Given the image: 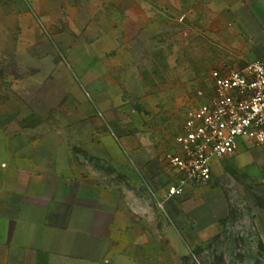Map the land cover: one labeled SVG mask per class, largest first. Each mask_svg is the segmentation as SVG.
Here are the masks:
<instances>
[{
	"label": "rangeland",
	"instance_id": "1",
	"mask_svg": "<svg viewBox=\"0 0 264 264\" xmlns=\"http://www.w3.org/2000/svg\"><path fill=\"white\" fill-rule=\"evenodd\" d=\"M250 1L0 0V137L17 136L20 121H38L37 133L56 132L59 152L72 151L61 144L66 138L75 142L102 133L129 136L141 152L160 158L179 152L177 137L189 111L211 99L222 75L247 64L217 63L238 49L234 35L225 42V32L215 33V26ZM118 43L131 74L123 83L137 96L124 97L121 105L103 96L98 104L86 84L103 71L100 49ZM104 52V57L118 54ZM199 89L204 96H198ZM263 156L264 142L245 136L234 155L215 161L210 181L192 183L179 197L162 201L170 220L199 222L207 239L189 235L165 249L154 234L148 263L264 264V184L259 182L264 165L258 167ZM172 170L168 166L166 172L171 182ZM122 246L128 247L125 237Z\"/></svg>",
	"mask_w": 264,
	"mask_h": 264
},
{
	"label": "crops",
	"instance_id": "2",
	"mask_svg": "<svg viewBox=\"0 0 264 264\" xmlns=\"http://www.w3.org/2000/svg\"><path fill=\"white\" fill-rule=\"evenodd\" d=\"M239 7L229 12L230 21L215 26V33L225 32V42L233 34L238 49L221 57L219 64L264 59V0ZM107 49H117V56L104 57ZM100 50L103 71L86 84L94 101L113 97L121 105L124 97L137 96L123 83L126 73L130 82L131 74L121 57V43ZM111 64L123 72H112ZM40 124L20 121L17 136L0 137V264H117L122 259L125 264H149L154 234L165 249L171 240L201 235L199 222L170 220L168 207L160 208L169 188L182 177L165 157L141 152L129 136L115 139L104 133L75 142L66 138L61 144L67 150L71 145L72 151L59 152L56 132L37 133ZM258 163L264 165V156ZM168 166L176 175L172 182ZM259 174L260 168L255 176ZM201 236L193 239H207Z\"/></svg>",
	"mask_w": 264,
	"mask_h": 264
},
{
	"label": "built area",
	"instance_id": "3",
	"mask_svg": "<svg viewBox=\"0 0 264 264\" xmlns=\"http://www.w3.org/2000/svg\"><path fill=\"white\" fill-rule=\"evenodd\" d=\"M197 94L202 97L204 91L199 89ZM245 136L264 142V59L226 72L211 99L189 111L184 131L177 137L179 152L165 154L167 162L182 173L165 200L182 194L191 183L210 180L214 160L234 155Z\"/></svg>",
	"mask_w": 264,
	"mask_h": 264
},
{
	"label": "water",
	"instance_id": "4",
	"mask_svg": "<svg viewBox=\"0 0 264 264\" xmlns=\"http://www.w3.org/2000/svg\"><path fill=\"white\" fill-rule=\"evenodd\" d=\"M259 182L262 183V184H264V178L263 179H260ZM257 183H258V181H257Z\"/></svg>",
	"mask_w": 264,
	"mask_h": 264
}]
</instances>
